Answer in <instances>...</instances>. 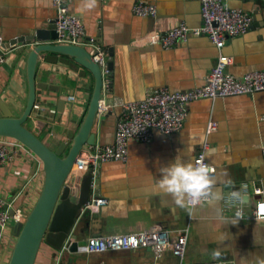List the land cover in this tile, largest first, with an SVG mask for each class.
Listing matches in <instances>:
<instances>
[{
    "label": "crops",
    "instance_id": "0c3cea01",
    "mask_svg": "<svg viewBox=\"0 0 264 264\" xmlns=\"http://www.w3.org/2000/svg\"><path fill=\"white\" fill-rule=\"evenodd\" d=\"M137 1L154 4L156 14L135 15L132 7ZM223 1L251 17L247 32L225 39L222 50L232 60L227 72L240 78L247 72L263 70L264 0ZM79 3L80 0H71L67 8L83 23V42L93 38L105 49L107 60L113 62L112 70L104 77L102 95L111 107L97 118L93 129L95 146L114 142L123 103L141 100L161 87L176 91L201 86L216 61L215 46L203 36L190 37L170 48L147 41L150 34H167L180 23L198 26L201 0H97V6L90 11H77ZM56 13L51 0H0V39L5 42L46 28ZM30 48L32 44L28 49H0L5 58L0 64V112L10 109L17 115L24 108L25 64ZM35 77L56 85L58 91L36 90L35 104L39 107L33 109L27 126L47 145L55 146L65 140L64 128L81 122L93 78L72 61L40 65ZM60 100H64V106L57 118ZM211 122L216 128L207 133ZM204 142L209 143L206 158L215 167L212 178L221 199L204 202L190 214L158 189L159 169L177 156L193 161ZM92 175L91 197L102 196L109 202L79 227V234L72 239L78 241L79 247L92 236L137 233L158 225L170 232L187 229V262H264V220L252 215L255 202L264 200V90L193 101L187 105L179 132H154L148 141H131L125 161L103 162L92 170ZM42 183L41 164L26 148L16 149L13 157L0 165V198L11 205L27 211L35 203ZM243 184H247L245 192ZM256 187L262 190L261 195L254 194ZM237 208L243 210L244 217L232 224ZM14 224L11 221L0 237V264H6L9 258ZM41 247L35 264H50L54 251L47 245ZM217 249L221 255L214 260L212 253ZM54 264H179V259L169 251L157 256L151 248L100 253L78 248L75 252L66 249Z\"/></svg>",
    "mask_w": 264,
    "mask_h": 264
},
{
    "label": "built area",
    "instance_id": "2783aa9c",
    "mask_svg": "<svg viewBox=\"0 0 264 264\" xmlns=\"http://www.w3.org/2000/svg\"><path fill=\"white\" fill-rule=\"evenodd\" d=\"M71 0H51L56 6L57 13L55 27L58 43H68L84 46L99 65L102 75L110 73L107 67L106 51L96 44L93 38L83 42L85 30L81 20L70 13L67 3ZM137 16H154L156 7L150 2L137 1L132 7ZM201 22L198 26H188L185 23L172 28L167 34L152 33L147 36V41L158 43L163 48L177 46L190 37H206L217 50V58L211 66L201 86L189 90L172 91L166 87L148 93L143 99L129 101L122 104L121 114L116 122L114 142L102 146H84L76 156L72 168L65 180V184L71 190H76L83 174L92 171L99 164L107 161H125L128 156V145L131 141H148L154 132L164 135L175 134L180 131L187 116V105L200 99H214L217 97L252 94L264 90V69L247 72L240 78H236L227 72L231 64V57L223 52V46L227 37H235L247 32L251 17L241 8L230 7L223 0H201ZM4 54L0 51V64L4 61ZM73 99V96H69ZM34 104L33 109L38 108ZM111 106L106 104L104 98L98 102L97 117L104 115ZM216 125L209 123L207 133L215 130ZM8 146L15 149L10 150ZM25 148L18 141L0 137V165L13 157L16 149ZM209 143L204 142L201 149L195 155L193 162L201 160L210 168V175H215V167L207 161L206 151ZM242 190H247V184L242 185ZM254 194L261 195L262 190L254 188ZM109 200L102 196L91 197L84 209L93 214ZM204 203V202H203ZM226 204H229L228 202ZM11 203L0 198V237L4 234L11 221L21 222L26 214L24 207H17L10 213ZM243 210L237 208L235 214ZM252 215L255 219L264 220V200L255 202ZM187 243V229L170 232L160 226H153L149 230L137 233L116 234L109 236L89 237L86 244L80 246L84 252H106L110 250H130L151 248L158 256L169 251L179 259V264H230L224 261L211 262H187L184 260Z\"/></svg>",
    "mask_w": 264,
    "mask_h": 264
},
{
    "label": "water",
    "instance_id": "95a60500",
    "mask_svg": "<svg viewBox=\"0 0 264 264\" xmlns=\"http://www.w3.org/2000/svg\"><path fill=\"white\" fill-rule=\"evenodd\" d=\"M55 20H51L46 28L36 29L30 35H20L8 41H1L0 49L9 50L20 46L28 49L26 58L27 98L23 110L19 114L10 109L0 112V137L12 138L21 143L37 158L43 172V183L39 195L25 214L21 222L13 225V245L6 264H35L37 254L42 245L49 246L54 254L50 264H54L58 255L66 249L75 252L79 245L72 240L79 233L80 226L85 225L91 213L84 209L91 197L92 171L82 178L76 190H71L65 180L79 151L88 145L95 144L93 131L97 121L98 102L103 95L104 76L101 68L94 61L88 50L81 45L58 43ZM61 55V56H59ZM111 55V53L109 54ZM70 61L81 66L93 78V88L87 103L84 116L78 126L64 128V141L55 146L47 145L39 135L28 128L30 117L36 100L38 88L58 91L56 85L36 80V71L40 65L64 64ZM109 71L113 62L107 60ZM64 100H60L57 118L61 116ZM19 205L13 204L9 209ZM57 254V256H56Z\"/></svg>",
    "mask_w": 264,
    "mask_h": 264
},
{
    "label": "clouds",
    "instance_id": "9594fccd",
    "mask_svg": "<svg viewBox=\"0 0 264 264\" xmlns=\"http://www.w3.org/2000/svg\"><path fill=\"white\" fill-rule=\"evenodd\" d=\"M97 6V0H80L77 11H90ZM160 178L157 187L169 195L174 204L186 209L190 214L203 202H214L221 199V193L215 190L216 181L210 175V168L201 160L185 161L177 156L170 164L159 169ZM242 214L237 212L232 224H237ZM219 249L213 251L212 258L218 259ZM264 264V262H262Z\"/></svg>",
    "mask_w": 264,
    "mask_h": 264
},
{
    "label": "rangeland",
    "instance_id": "374dc122",
    "mask_svg": "<svg viewBox=\"0 0 264 264\" xmlns=\"http://www.w3.org/2000/svg\"><path fill=\"white\" fill-rule=\"evenodd\" d=\"M32 206H33V205H32ZM32 206H31V207H32ZM31 207H30L29 209H27V211H26V212H28V211L31 209ZM42 246H43V245H42ZM41 248H42V247H41Z\"/></svg>",
    "mask_w": 264,
    "mask_h": 264
},
{
    "label": "trees",
    "instance_id": "16d2710c",
    "mask_svg": "<svg viewBox=\"0 0 264 264\" xmlns=\"http://www.w3.org/2000/svg\"><path fill=\"white\" fill-rule=\"evenodd\" d=\"M88 72V71H87ZM91 90H92V87H91Z\"/></svg>",
    "mask_w": 264,
    "mask_h": 264
}]
</instances>
